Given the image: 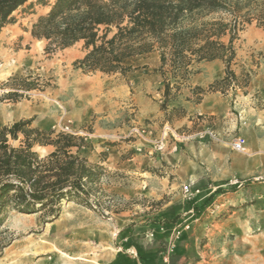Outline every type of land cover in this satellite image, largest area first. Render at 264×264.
<instances>
[{
    "label": "crops",
    "instance_id": "1",
    "mask_svg": "<svg viewBox=\"0 0 264 264\" xmlns=\"http://www.w3.org/2000/svg\"><path fill=\"white\" fill-rule=\"evenodd\" d=\"M45 11L35 7L27 18L15 17V23L1 30L0 129L32 119V127L54 134L62 126L83 133L79 136L86 145L78 154L88 167L103 171L97 187L109 200L107 219L117 236L115 252L104 264H112L119 252L135 258V248L119 238L128 228L129 241L149 253L163 250L161 246L178 232L172 240V264H191L197 255L193 250L213 214L209 206L199 207L212 195L217 199L229 190L239 194L243 182L264 175V29L253 26L234 42L231 71L239 87L208 90L225 76L224 62L193 64L192 73L179 82V91L163 111L158 52L125 60L123 64L131 67L125 74H85L72 65L84 56L81 43L47 56L44 41L32 38L31 25ZM222 41L227 43L228 38ZM28 82L38 88L43 84L42 91L26 90L22 85ZM196 89L203 91L200 101ZM9 93L23 97L12 102L6 99ZM168 117L174 131L190 137H170L157 151L153 140L168 124ZM133 127L147 132L130 136ZM239 137L245 141L242 153L231 150L232 141ZM38 150L44 158L54 148L36 146ZM235 182L240 186H230ZM187 185L192 200L186 203L182 188ZM138 199L152 208L141 222H135L131 212ZM157 229L151 246L142 241ZM99 260L105 261L102 256Z\"/></svg>",
    "mask_w": 264,
    "mask_h": 264
},
{
    "label": "trees",
    "instance_id": "2",
    "mask_svg": "<svg viewBox=\"0 0 264 264\" xmlns=\"http://www.w3.org/2000/svg\"><path fill=\"white\" fill-rule=\"evenodd\" d=\"M35 7L46 11L31 25L32 38L44 41L47 56L81 43L84 56L72 65L85 74H125L131 69L123 64L125 60L158 52L164 81L163 111L179 91V82L192 73L189 68L193 64L224 62L225 76L208 90L239 87L231 71L234 42L253 20L264 28V0H0V33L15 23L13 13H34ZM217 13L227 15L230 21L208 19ZM224 37L227 43H223ZM22 87L28 91L40 88L33 82ZM194 92L200 101L203 91ZM22 97L9 93L6 99L16 102ZM167 120L170 123L171 118ZM32 123L27 119L0 129V228L12 210L44 214L51 221L61 214V203L90 206L89 199L98 195L103 171L88 167L78 154L86 145L84 138L53 135ZM9 141H19L20 146L14 148ZM36 146H52L54 151L41 158L34 151ZM213 199V195L208 197L199 209L210 206ZM157 232L152 230L151 236ZM130 237V228L119 233L127 247L135 248V258L119 252L112 264H165L160 257L164 250L146 252L129 241Z\"/></svg>",
    "mask_w": 264,
    "mask_h": 264
},
{
    "label": "rangeland",
    "instance_id": "3",
    "mask_svg": "<svg viewBox=\"0 0 264 264\" xmlns=\"http://www.w3.org/2000/svg\"><path fill=\"white\" fill-rule=\"evenodd\" d=\"M28 14L31 13L22 10L16 12L15 17L22 20ZM208 19L230 21L222 13L211 15ZM256 24L253 20L238 35L253 26L257 27ZM42 86L38 91H42ZM231 87L237 88L236 85ZM9 143L14 148L20 146L19 141ZM36 153L44 156L42 151ZM230 186L240 185L235 182ZM240 188L243 191L239 194L229 190L213 199L208 207L213 211L209 219L211 225L198 239L197 248L193 250L198 256L194 254L191 264H264V175L243 182ZM97 192L98 195L89 199L90 206L74 201L61 203V214L51 221L44 214L26 215L10 211L0 228V264H104L115 252L117 236L112 234L107 219L109 200L104 198L105 193L100 189ZM183 196L186 203L192 200L190 195ZM131 206L135 222L144 221L152 211L150 204L141 199L134 200ZM151 238V235H146L142 241L151 246ZM168 245L169 241L161 247L166 251ZM101 256L104 262L99 260ZM171 256L168 257V264L174 262Z\"/></svg>",
    "mask_w": 264,
    "mask_h": 264
},
{
    "label": "built area",
    "instance_id": "4",
    "mask_svg": "<svg viewBox=\"0 0 264 264\" xmlns=\"http://www.w3.org/2000/svg\"><path fill=\"white\" fill-rule=\"evenodd\" d=\"M147 131L146 129H139L136 127H133L130 130L129 135L133 136V135H137V136H141L142 134H145ZM58 133H64V134H68V135H72V136H79L81 134H83L81 131L78 132H74L69 126H62L59 129ZM172 137V138H180L182 140H187L190 136L187 134H178L176 133L168 124H166L165 126H163L161 128L160 131V136L156 139L153 140L154 142V147L156 148L157 151H160L162 149V147L164 146L165 143H167L168 139ZM244 146H245V141L242 138H236L235 140L232 141L231 143V150H233L236 153H242L244 152ZM190 190L191 187H189V185L187 186H183L182 188V193L187 197L188 195H190ZM178 235V232H174L172 237L170 238V242L169 245L167 246L166 251H164L163 254V259L167 262L169 255L171 254L174 245H173V238H175Z\"/></svg>",
    "mask_w": 264,
    "mask_h": 264
}]
</instances>
